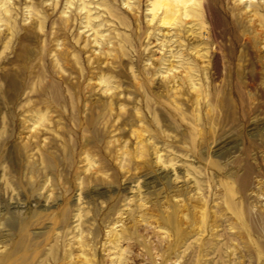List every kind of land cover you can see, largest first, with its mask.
Masks as SVG:
<instances>
[{"label": "rangeland", "instance_id": "1", "mask_svg": "<svg viewBox=\"0 0 264 264\" xmlns=\"http://www.w3.org/2000/svg\"><path fill=\"white\" fill-rule=\"evenodd\" d=\"M21 238L25 264H264V0H0V264Z\"/></svg>", "mask_w": 264, "mask_h": 264}, {"label": "bare ground", "instance_id": "2", "mask_svg": "<svg viewBox=\"0 0 264 264\" xmlns=\"http://www.w3.org/2000/svg\"><path fill=\"white\" fill-rule=\"evenodd\" d=\"M182 84V83H181ZM140 86V85H139ZM180 90V89H179ZM170 92V91H169ZM205 97H206V95H205ZM178 98V97H177ZM164 99V98H163ZM221 99V98H220ZM223 100V99H222ZM196 102V101H195ZM207 104V103H206ZM229 104V103H228ZM218 105V104H217ZM226 108V107H225ZM220 109V108H219ZM227 110V109H226ZM226 112V111H225ZM216 114V113H215ZM229 114V113H228ZM227 114V115H228ZM226 115V116H227ZM225 116V117H226ZM230 118V117H229ZM232 119V118H231ZM221 121V120H220ZM192 128V127H191ZM145 134V133H144ZM150 138V137H149ZM136 140V139H135ZM136 143V142H135ZM202 143V142H201ZM138 144V143H137ZM144 147V146H143ZM142 147V148H143ZM146 152V151H145ZM164 153V152H163ZM140 154L142 155L143 154V151H141V148H140ZM156 154V153H155ZM157 160L160 162L161 161V159H160V157H157ZM127 164V163H126ZM251 174V173H250ZM242 179V178H241ZM173 215L171 214L170 216H169V218L167 217V219L168 220H166L165 221V223L163 224V225H166V227H168L167 225H171V220L173 219V217H172ZM66 218V213L64 212V219ZM166 219V218H165ZM163 221V220H162ZM174 223V222H173ZM172 223V224H173ZM163 227H165V226H163ZM171 227V226H170ZM190 227V226H189ZM174 231H175V234H173L174 235V238H173V242H170V243H168L167 245H168V249H170V248H175L176 250H179V249H182V252H179V253H183V255L182 256H184V254L185 253H187V256H188V258H191V256H192V254H193V252L192 251H190V248H192L191 246H190V243H189V241H188V239H186L185 238V235H183V233H181L180 231H178V229L176 228V226L174 225ZM221 233V232H220ZM222 234V233H221ZM221 234H216L217 235V237H220V236H222ZM194 237V236H193ZM25 238V237H24ZM22 239V238H21ZM193 239V238H192ZM191 242V241H190ZM207 242V241H206ZM192 243V242H191ZM204 243V242H203ZM24 241H23V239H22V241H19V242H17L15 245H13V248H12V250H10L11 251V253H10V255H9V257L8 258H10V257H12V258H14V256H16V255H19L18 256V258H15V259H17L16 260V262L14 261V260H11V262H10V264H25L27 261H29L30 260V255H31V253H26V248H27V245L26 246H24ZM205 244V243H204ZM225 244V243H224ZM212 245V244H211ZM213 245H215V242H214V244ZM194 246V245H193ZM209 247V246H208ZM218 244L215 246V248H214V250H212L213 248H211V252L210 253H212L213 251L215 252V253H218ZM222 247V246H221ZM54 248V246H52V245H49V249H50V251H49V253H48V256L49 255H51L52 254V252H53V249ZM195 247H193V249H194ZM207 248V247H206ZM210 248V247H209ZM208 248V249H209ZM229 248V247H228ZM28 249V248H27ZM47 249H48V247H47ZM207 249V250H208ZM52 250V251H51ZM206 250V251H207ZM189 251V252H188ZM203 252V251H202ZM207 252H209V251H207ZM222 253H223V251H222ZM30 254V255H29ZM33 254V253H32ZM35 254V253H34ZM179 256V255H178ZM182 256L180 255L179 257H181L182 258ZM212 256H214V254H212ZM218 256V255H217ZM216 256V257H217ZM32 257V256H31ZM34 257V256H33ZM215 257V258H216ZM220 257H222V255L220 256ZM7 258V259H8ZM193 258V257H192ZM196 258V257H195ZM200 258V257H199ZM219 258V257H218ZM7 259H5V260H7ZM222 259V258H221ZM220 259V260H221ZM4 259H3V261H5ZM189 260V259H188ZM187 260V261H188ZM2 262V261H1ZM30 262V261H29Z\"/></svg>", "mask_w": 264, "mask_h": 264}]
</instances>
